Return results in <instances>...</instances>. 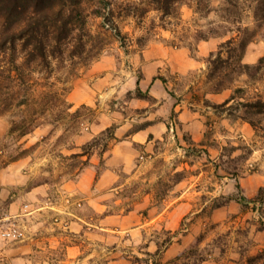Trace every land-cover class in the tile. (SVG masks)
I'll return each instance as SVG.
<instances>
[{
    "label": "clouds",
    "instance_id": "9594fccd",
    "mask_svg": "<svg viewBox=\"0 0 264 264\" xmlns=\"http://www.w3.org/2000/svg\"><path fill=\"white\" fill-rule=\"evenodd\" d=\"M0 264H264V0H0Z\"/></svg>",
    "mask_w": 264,
    "mask_h": 264
},
{
    "label": "crops",
    "instance_id": "0c3cea01",
    "mask_svg": "<svg viewBox=\"0 0 264 264\" xmlns=\"http://www.w3.org/2000/svg\"><path fill=\"white\" fill-rule=\"evenodd\" d=\"M180 199L181 198H176V199H174L173 201L170 202V206L171 205H176V207H172L171 208V213L170 214L176 216L177 222L179 220V217L182 216V214H183L181 209H180V207H179V200Z\"/></svg>",
    "mask_w": 264,
    "mask_h": 264
}]
</instances>
